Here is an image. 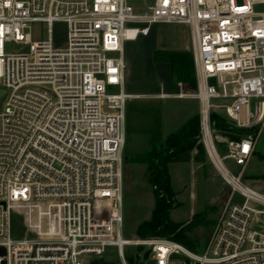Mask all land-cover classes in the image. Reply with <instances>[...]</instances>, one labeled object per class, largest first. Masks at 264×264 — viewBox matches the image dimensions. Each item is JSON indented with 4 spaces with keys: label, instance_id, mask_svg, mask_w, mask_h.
Returning a JSON list of instances; mask_svg holds the SVG:
<instances>
[{
    "label": "built area",
    "instance_id": "1",
    "mask_svg": "<svg viewBox=\"0 0 264 264\" xmlns=\"http://www.w3.org/2000/svg\"><path fill=\"white\" fill-rule=\"evenodd\" d=\"M258 3L264 0H153L138 11L131 0H0V264H98L108 248L128 264L130 244L149 247L137 264H264V194L242 181L264 132ZM33 23L45 26L44 37L33 38ZM59 23L64 46L54 38ZM155 24L189 29L199 136L209 156L212 144L231 189L203 253L123 234L125 43ZM6 42L23 47L6 53ZM214 112L249 130L227 139L222 156ZM224 159L241 165L239 173ZM17 213L28 229L21 238L13 235Z\"/></svg>",
    "mask_w": 264,
    "mask_h": 264
},
{
    "label": "rangeland",
    "instance_id": "2",
    "mask_svg": "<svg viewBox=\"0 0 264 264\" xmlns=\"http://www.w3.org/2000/svg\"><path fill=\"white\" fill-rule=\"evenodd\" d=\"M131 1L137 3L135 7L138 11H142L153 0ZM253 8L255 12H264V3L255 4ZM182 29L180 30L178 25L170 24L155 26L146 40H143L142 45L137 46L136 58L128 57L126 61L125 89L130 94V98L126 104V142L122 156L123 234L127 240L162 239L180 244L192 252L203 253L231 189L208 155L200 136L193 148L175 155L168 163L173 192V208L169 212V219L175 228L165 237L142 238L136 233L138 225L151 218L155 207L153 192L155 187L151 182L154 165L153 161L151 164L145 161L149 159L148 154L161 148L169 133L177 130L189 119L199 116V102L193 97L194 92L184 90L183 84L180 91L175 87L171 94L164 97H161L156 90L157 87H161V81H166L169 73L165 67L154 65L151 45L155 41L156 48H165L166 41L178 39L190 43V34ZM31 32L35 39L44 37L45 26L33 23ZM66 37V25L56 24L54 26L56 44L64 46ZM22 47L23 44L20 43L6 42L5 52L11 53ZM131 83L137 84L139 92L130 90L128 85ZM181 92L186 95L178 97L176 94ZM227 124L237 128L230 122ZM213 125L215 146L222 156L225 153V142L228 137L215 127L214 121ZM232 134L237 135L234 131ZM198 144L202 145L203 149ZM262 155H264V132L259 137L255 153L244 168L242 179L244 184L264 194ZM223 161L232 174L236 175L241 170V165H236L233 160ZM243 200L239 193L235 194L234 202L242 203ZM24 221V213H17L13 218L15 238L28 234ZM124 252L128 264H137V261L148 257L149 247L130 244L125 247ZM127 256H131L132 261H129ZM99 262L121 264V259L115 248H108ZM147 264H154V261L150 260Z\"/></svg>",
    "mask_w": 264,
    "mask_h": 264
},
{
    "label": "trees",
    "instance_id": "3",
    "mask_svg": "<svg viewBox=\"0 0 264 264\" xmlns=\"http://www.w3.org/2000/svg\"><path fill=\"white\" fill-rule=\"evenodd\" d=\"M155 59L157 61L170 62L173 85L181 82L185 91L191 93L196 90V78L191 53L156 51ZM212 120L215 122V127L224 132L228 139H239L249 131L230 127L225 118L217 112L212 113ZM233 131L237 135L232 134ZM199 135V116H197L189 119L177 130L169 133L161 148L148 154L149 159L145 161L148 164L153 161L154 165L151 182L155 187L153 191L155 207L151 218L138 225L136 233L139 237H165L175 228V225L169 219V212L173 208V192L170 184L168 163L175 155L193 148ZM198 146L203 149L202 145L198 144ZM262 157L264 158V155ZM127 258L132 261L131 256H127ZM98 264L102 263L99 262Z\"/></svg>",
    "mask_w": 264,
    "mask_h": 264
},
{
    "label": "crops",
    "instance_id": "4",
    "mask_svg": "<svg viewBox=\"0 0 264 264\" xmlns=\"http://www.w3.org/2000/svg\"><path fill=\"white\" fill-rule=\"evenodd\" d=\"M159 24H155V25H152L151 28H150V31L147 35H140L138 36L136 39L134 40H128L126 41L125 43V61H127V58L128 57H134L136 58V49H137V46H139L140 44L142 45V42L143 40H146V38L151 34L152 30L154 29L155 26H157ZM170 25H178V24H170ZM179 26V29L181 30H184V31H187L186 33L190 34L189 29L187 26H184V25H178ZM155 41L152 43L151 45V48L153 50V54H152V58H154V65H156L157 67L160 66L162 68H166V70H168V73H169V76L168 78L166 79V81H161L160 82V86L161 87H157L156 90H158V94H161V93H164V94H171L173 92V90L176 89L180 91V88L177 86V83H176V86L175 84L173 85L172 84V76H171V65H170V62L168 61H157L155 59V52L156 51H162V52H181V53H191V36H190V43H186L185 41H182V40H168L166 41V46L165 48H156L155 47ZM151 44V43H150ZM190 51V52H189ZM127 86V85H126ZM128 86H130V90L132 92H139V89L137 87V84L136 83H131L129 84ZM175 131V130H174ZM173 132V131H172Z\"/></svg>",
    "mask_w": 264,
    "mask_h": 264
},
{
    "label": "bare ground",
    "instance_id": "5",
    "mask_svg": "<svg viewBox=\"0 0 264 264\" xmlns=\"http://www.w3.org/2000/svg\"><path fill=\"white\" fill-rule=\"evenodd\" d=\"M208 149H209V154L211 156V159H212L213 163L215 164V166L217 168L221 169L222 171H224V166H223L220 158L214 152L213 146H212V144L210 142H208Z\"/></svg>",
    "mask_w": 264,
    "mask_h": 264
},
{
    "label": "water",
    "instance_id": "6",
    "mask_svg": "<svg viewBox=\"0 0 264 264\" xmlns=\"http://www.w3.org/2000/svg\"><path fill=\"white\" fill-rule=\"evenodd\" d=\"M5 90L3 88H0V97L4 95ZM0 253H2V249H0ZM91 264H97V260H93Z\"/></svg>",
    "mask_w": 264,
    "mask_h": 264
}]
</instances>
